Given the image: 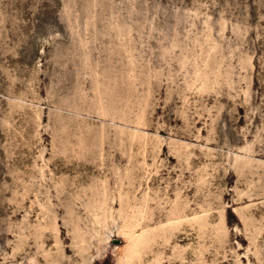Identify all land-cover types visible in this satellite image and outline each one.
Listing matches in <instances>:
<instances>
[{
  "label": "rangeland",
  "instance_id": "obj_1",
  "mask_svg": "<svg viewBox=\"0 0 264 264\" xmlns=\"http://www.w3.org/2000/svg\"><path fill=\"white\" fill-rule=\"evenodd\" d=\"M0 264H264V0H0Z\"/></svg>",
  "mask_w": 264,
  "mask_h": 264
}]
</instances>
